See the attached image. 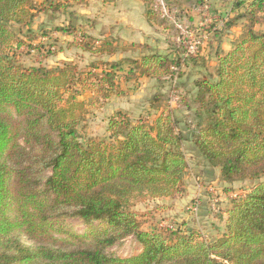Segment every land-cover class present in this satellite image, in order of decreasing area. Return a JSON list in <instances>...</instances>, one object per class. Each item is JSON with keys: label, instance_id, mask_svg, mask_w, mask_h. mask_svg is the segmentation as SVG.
Wrapping results in <instances>:
<instances>
[{"label": "trees", "instance_id": "16d2710c", "mask_svg": "<svg viewBox=\"0 0 264 264\" xmlns=\"http://www.w3.org/2000/svg\"><path fill=\"white\" fill-rule=\"evenodd\" d=\"M87 1L42 4L56 13ZM142 1L147 22L156 24L154 0ZM163 1L169 6L172 0ZM233 8L243 9L235 19L245 21L243 29L230 51H216L214 77L195 79L187 126L197 153L226 184L264 177V32L255 31L264 21V0ZM36 13L33 0H0V264H264V182L231 202L219 239L195 230H143L141 215L132 210L136 201L183 193L184 139L169 112L136 124L120 115L108 123V141L81 142L87 107L122 94L116 73L123 66L125 80L154 79L178 92L183 67L199 57V49L187 58L177 47L173 59L149 53L137 60L98 61L86 71L73 63L26 68L13 58L12 50L24 43L10 24L21 32ZM113 42L90 40L78 48L113 56L119 50ZM84 93L89 102L79 99ZM72 219L88 232L66 230L63 224ZM128 238L137 253L127 258L109 253Z\"/></svg>", "mask_w": 264, "mask_h": 264}, {"label": "rangeland", "instance_id": "374dc122", "mask_svg": "<svg viewBox=\"0 0 264 264\" xmlns=\"http://www.w3.org/2000/svg\"><path fill=\"white\" fill-rule=\"evenodd\" d=\"M33 1L36 5L37 13L31 24L21 32H19L16 25L10 24L13 33L24 43L23 46L12 50L13 58L26 68L44 67L51 69L60 67L64 63H73L76 64L79 70L86 71L91 62L90 55L79 49L78 45L80 42L85 43V41L90 40L92 42L102 41V36L99 33L100 30H98L96 35L91 34V36L87 34L91 33L87 31L93 30L95 25H107L104 27V31L107 33L106 38H112L116 41L119 40L117 42L119 46H124L131 41L139 40L141 35H143V40H147L148 42L152 37H155L153 33L156 35L158 32L154 29L150 30V27L148 28L143 25V19H141L137 11L138 7L140 8V13L142 12V8H145L142 0H117L114 3H104L101 0H88L84 5L71 6L56 13L43 10L42 2L44 0ZM236 2L244 4L245 0L243 2L239 0H172L167 3L169 6L163 0H154L153 10L158 17L156 25L160 28L161 32H166V35L176 36L179 32L177 26L186 27L188 30L198 29L199 39H202V46L199 47V52H201L202 49L208 46L209 39L214 37L215 33L219 31L225 32L230 30L234 38L241 33L245 21L240 18L239 20L235 19L243 13V9L231 10V4ZM123 10L126 12L127 19L119 20ZM131 11H135L136 13H133L130 18L128 12ZM233 20H235L234 26L231 29H227V24ZM124 22L128 24H126V27H131L128 31L122 29L125 24ZM59 29H71L73 33L67 35L59 32ZM255 31L264 32V21L255 26ZM146 32H150L147 34V39L142 34ZM170 47L173 52L179 51L174 45ZM122 54L134 58L138 57L137 53L132 52ZM125 68L126 66L121 68L120 74H118L119 77H122ZM132 85L131 87H133ZM79 99L89 102L90 96L88 93H84ZM100 108L101 104L97 107H87L88 114L85 123L79 129L81 142H85L89 138L108 141V138L105 137L104 126L101 127L102 130H97L98 126L96 127L92 124L94 122L95 112ZM262 182H264V177L256 181H242L231 184L232 187L229 190L231 191V199L222 203L217 202V211L215 213L209 211L211 213L210 220H213V224L209 222L208 226L211 230L213 228L218 229L212 232L214 239L221 238L222 234L218 228L219 222H222L221 215L224 211L227 212L231 206V202L235 199L243 198L250 192L252 187ZM155 201L138 200L132 208L133 211L141 215L140 221L142 225L144 223L146 224V226L144 225V229L148 231L150 229L158 230V224L165 220L160 216L156 217L155 215H151L152 211L161 208L159 206L160 204H152ZM224 204L227 205L225 206ZM149 208H152V210H149ZM186 217L187 220L183 221V225L185 226L182 225L184 228L178 223H172L170 225L176 230L180 228V231H184L185 227L190 224L187 213ZM151 221L155 223V226L152 228L150 226ZM166 225H169V222ZM63 227L71 231V233L76 234H85L89 230L85 225L74 219L67 220L63 224ZM21 242L30 245L25 238H21ZM137 252L138 246L131 238L109 249V253H113L115 256L121 258H127Z\"/></svg>", "mask_w": 264, "mask_h": 264}, {"label": "crops", "instance_id": "0c3cea01", "mask_svg": "<svg viewBox=\"0 0 264 264\" xmlns=\"http://www.w3.org/2000/svg\"><path fill=\"white\" fill-rule=\"evenodd\" d=\"M239 1L243 2L244 0ZM249 1L251 0H245V3H248ZM238 4L239 3L237 2L231 4V10H235L233 7L235 5L237 6ZM137 11L138 15H140L141 19H143L144 26L148 28L150 27V30L154 29L156 30V32L158 31L156 35L153 33L155 37H152L147 42V40H143V35H141L139 40L131 41L129 44L124 46H119V44L117 43L119 40L116 41L112 38H106L107 33H105L104 31V27L107 25H103L102 23V25L99 26L95 25L93 30L91 29V31H87L91 33L87 34L96 35L98 30H100L99 33L102 36V40H114L113 45H118L119 50L113 56H94L92 54L84 52L90 55V64L98 61L118 62L122 59L137 60L149 53L167 55L171 59L176 56L177 51H171L170 47L174 45L177 49L175 36L166 35V32L164 33V31L161 32L160 28H158V26L156 25L157 23L155 24L147 22L146 8H142V12L140 13V8L138 7ZM128 13L131 18L132 14L136 12L131 11ZM126 19V12L123 10V12L121 13V18L119 20ZM126 24L127 23H125L123 25L124 27H122L124 31H128V29L131 28L126 27ZM148 33L150 32L142 33L144 34L145 39H147ZM230 35V30L225 32L219 31L218 33H215L214 37L209 39L210 41L208 43V46L205 49L201 50L199 57L193 63L188 62L186 66L183 67L182 76L178 81V95L182 98V100L180 102L179 97L178 105L173 106L169 103L170 91L167 83L165 82L146 78L125 80L124 76L126 75L128 69V67L126 66V68L124 69L125 72H123L122 77H119L118 75L120 74V71L116 73V84L118 89L122 91V94L112 95L108 100L102 102L101 108L95 112L94 122L92 123L96 127L98 126L97 130H102L101 127L104 126L105 137L108 138L107 127L109 121L113 118L120 117V115L126 117L129 121H131V123L136 124L140 121L152 123L162 113H166L165 111L169 112L172 119L176 123V132L180 133L184 139L182 150L187 162V170L183 177V193L177 195L174 198H162L157 199L155 202H152V204H160L159 206H161V208L156 211H152L151 215L164 218L165 220L160 222L161 225H166L169 222V225L167 226H172L170 225L172 223H178L180 224V226H182L184 224L183 221L187 220V213L190 224L185 227V230L200 231L205 239L209 240L214 239L212 237V232L218 230L216 228H213L211 230L208 226L209 222L213 224V220H210V200L216 199L218 202L222 203L226 202V200L228 199H231V191L229 190L231 189L232 185L223 182L220 178L219 170L209 167L204 159L200 157L190 139V134L187 130V126L190 125L191 116L194 113L193 99L196 91L194 89L193 83L195 79L201 75L208 74L214 77V71L217 65L216 51L220 50L223 53L230 51L232 49L233 42L238 38L237 36L240 34L235 36V38L234 36L232 37V35ZM132 44L145 45L147 48L133 50L123 49ZM126 52L137 53L138 57L134 58L122 54ZM100 72L101 70L99 68L97 70V73ZM131 85L133 87H131ZM224 205L226 206L227 204ZM149 210H152V208H149ZM226 217L227 214L226 211H224L221 215L222 222H219L218 227L219 232L222 235L224 234ZM150 223L149 225L151 226V228L155 226V223H152V221ZM144 225L146 226V224H143V230L148 231L144 229ZM183 226L182 228H184ZM202 226L203 228H201ZM151 230L152 229H150L149 231Z\"/></svg>", "mask_w": 264, "mask_h": 264}, {"label": "built area", "instance_id": "2783aa9c", "mask_svg": "<svg viewBox=\"0 0 264 264\" xmlns=\"http://www.w3.org/2000/svg\"><path fill=\"white\" fill-rule=\"evenodd\" d=\"M163 10V9H162ZM179 29L178 34L175 36V43L177 47L182 51V57L187 58L189 56L195 55L199 49V47L202 46V39H199L198 35V29L196 30H191L187 29L186 27H181L177 26ZM173 72H176V69H172ZM176 75V74H175ZM175 82V78L173 79ZM169 103L171 105H178L179 103V95L177 90L174 88H171L170 94H169ZM216 199L210 200L209 203V210L213 213L217 211L216 204H217ZM159 228H168L175 230L173 226H167V225H161V223L158 225Z\"/></svg>", "mask_w": 264, "mask_h": 264}]
</instances>
